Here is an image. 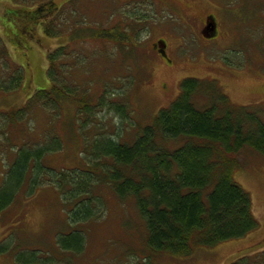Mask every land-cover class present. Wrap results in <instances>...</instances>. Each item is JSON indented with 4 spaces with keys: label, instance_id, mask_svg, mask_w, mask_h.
Returning a JSON list of instances; mask_svg holds the SVG:
<instances>
[{
    "label": "rangeland",
    "instance_id": "1",
    "mask_svg": "<svg viewBox=\"0 0 264 264\" xmlns=\"http://www.w3.org/2000/svg\"><path fill=\"white\" fill-rule=\"evenodd\" d=\"M33 12L37 23L28 20ZM209 15L219 27L212 39L202 36L197 24ZM106 24L117 30L116 39L76 36L80 28L92 35ZM53 28L55 35L45 33ZM0 38L25 72L21 88L0 96V111L17 110L35 91L49 89L48 53L66 44L72 49L73 58L66 60L72 80L100 104L92 122L85 114L78 121L73 102H63L55 119L44 108L30 114L24 123L27 139L38 144L58 134L63 141V149L44 160L54 169L83 167L84 141L89 144L97 134L131 144L179 96L187 78L216 82L237 105L264 108V0H0ZM78 58L85 63L78 66ZM2 71L0 65L5 77ZM197 100L205 103L207 97ZM10 121L0 119V185L25 133L22 124L12 127ZM241 157L244 165L235 179L250 194L260 224L245 237L197 248L190 256L155 253L146 244L145 221L134 198L121 199L104 186L99 195L106 199L105 215L83 225L81 253H65L58 237L69 229L68 213L56 188L44 185L33 195L24 188L0 215V247L5 248L0 264H15L21 250L51 254L60 264H232L255 256L264 250V157L250 148Z\"/></svg>",
    "mask_w": 264,
    "mask_h": 264
},
{
    "label": "trees",
    "instance_id": "2",
    "mask_svg": "<svg viewBox=\"0 0 264 264\" xmlns=\"http://www.w3.org/2000/svg\"><path fill=\"white\" fill-rule=\"evenodd\" d=\"M139 13L138 10V19L143 20ZM31 16L28 20L37 23L35 18L39 16L35 12ZM100 30L88 35L80 28L76 36L85 40L86 36L116 39L119 35L107 24ZM45 33L52 36L57 32L53 28ZM70 50L66 44L49 51V89L35 91L17 110L0 111L1 120L10 119L12 127L22 124L25 131L22 145L0 185V215L24 188L27 187V195H33L38 188L53 185L68 213L69 229L58 237L59 249L71 254H79L85 248L83 225L106 213V199L99 195L104 186L112 188L121 199L134 198L145 221L146 244L155 253L190 256L197 248H212L259 228L252 198L236 181L235 172L244 165L241 156L245 149L264 157V108L232 103L216 82L184 80L179 96L161 109L131 144L107 134H97L89 144L84 137L83 167L47 166L46 156L62 150L63 141L58 134L38 144L27 139L24 123L30 114L36 108H44L55 113V119L61 114L63 102H73L78 121L85 114L92 122L100 106L93 103L87 88L72 80L66 61L73 58ZM0 57L5 72V77H0L1 96L21 88L25 72L8 55L1 38ZM79 60L78 66L85 63L84 59ZM200 95L207 97L205 103L197 100ZM111 105L120 113L116 104ZM173 139L185 141L170 147ZM4 249L0 247V252ZM15 264L60 262L51 254L42 257L37 250H21L15 254ZM232 264H264V250Z\"/></svg>",
    "mask_w": 264,
    "mask_h": 264
},
{
    "label": "flooded vegetation",
    "instance_id": "3",
    "mask_svg": "<svg viewBox=\"0 0 264 264\" xmlns=\"http://www.w3.org/2000/svg\"><path fill=\"white\" fill-rule=\"evenodd\" d=\"M197 24L199 25V31L201 32L202 36H211L209 39H212L219 35V27L214 16H206L200 20L199 23L197 22ZM165 47L166 44L164 43V47L162 49Z\"/></svg>",
    "mask_w": 264,
    "mask_h": 264
},
{
    "label": "water",
    "instance_id": "4",
    "mask_svg": "<svg viewBox=\"0 0 264 264\" xmlns=\"http://www.w3.org/2000/svg\"><path fill=\"white\" fill-rule=\"evenodd\" d=\"M206 35V34H205ZM205 37H207V38H210L211 36H205ZM164 46H162V48H163Z\"/></svg>",
    "mask_w": 264,
    "mask_h": 264
}]
</instances>
